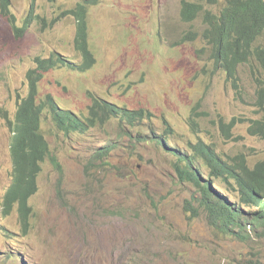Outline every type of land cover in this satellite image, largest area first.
I'll return each instance as SVG.
<instances>
[{"label":"rangeland","instance_id":"obj_1","mask_svg":"<svg viewBox=\"0 0 264 264\" xmlns=\"http://www.w3.org/2000/svg\"><path fill=\"white\" fill-rule=\"evenodd\" d=\"M78 1L12 0L20 31L0 9V264L263 261L264 231L248 232L242 240L211 225L200 194L180 180L177 159L168 152L191 151L190 144L202 140L229 163L241 157L250 167L264 162V125L252 128L255 120L264 123L254 75L242 67L238 89L214 68L201 36L181 42L187 31L203 29L201 17L192 23L181 19V0H100L90 6L88 44L96 63L85 71L55 67L39 82V96L52 94L63 108L87 115L93 93L128 109L146 108L153 116L134 125L112 118L85 133L65 134L46 113L41 127L62 174L49 160L43 163L26 233L16 210L3 213L13 168L7 117L14 120L28 94L27 74L37 56L60 52L81 61L77 21L64 14ZM223 4L219 0L209 9ZM254 66L264 79L263 69ZM152 131L163 140L153 139ZM218 184L212 179V190L240 203L237 191L224 193L226 183ZM251 208L242 206L246 212Z\"/></svg>","mask_w":264,"mask_h":264},{"label":"trees","instance_id":"obj_2","mask_svg":"<svg viewBox=\"0 0 264 264\" xmlns=\"http://www.w3.org/2000/svg\"><path fill=\"white\" fill-rule=\"evenodd\" d=\"M99 1L80 0L72 9L64 12L72 15L77 21L75 44L82 56L81 63L78 64L58 52H53L47 58L37 56L34 60L36 67L27 74L29 92L19 101L14 120L7 117L12 133L10 154L13 168L12 181L2 202L3 213L9 215L16 210L24 233L30 228L33 208L29 201L39 189L38 178L43 163L49 160L62 174V166L51 151L41 127L46 113L55 127L65 134L85 133L92 127L104 125L112 118L134 125L138 120L150 119L153 116L146 108L128 109L93 93L90 94L91 102L87 115L63 108L51 94L39 97V82L50 70L68 66L85 71L96 62L88 44L87 19L90 6ZM218 2L219 0H181V19L192 23L201 17L203 23L202 32L187 31L181 42L193 41L201 36L206 42L214 68L224 71L228 80L238 89L240 69L249 66L259 86L258 103L264 111V79L256 73L254 66L256 64L264 71V0H224V4L217 11L209 9V6L217 5ZM11 7L12 0H0L2 15L9 19L16 31H20L15 24L16 19ZM33 11L34 4L31 6L30 18ZM30 18L24 28L29 24ZM234 121L233 119L226 127L229 129ZM253 125L264 123L255 120L252 128ZM168 131L171 133L170 129ZM163 138L162 134L153 136V139H158L159 142ZM166 140L172 146L176 145L172 137L168 136ZM190 145L191 151L171 149L172 151L168 152L174 154L177 159L174 170L180 180L191 183L200 194L199 205L206 212L210 224L221 233L234 235L242 240L248 238V232L257 234L264 231V162L250 167L241 157L236 164L229 163L217 154L214 147L202 140ZM212 179L213 185L217 187H220V181L226 183V190L220 188L224 193L229 190L237 191L240 203L229 202L225 196L212 190ZM244 205L252 207L251 210L244 211ZM251 264H264V260Z\"/></svg>","mask_w":264,"mask_h":264},{"label":"clouds","instance_id":"obj_3","mask_svg":"<svg viewBox=\"0 0 264 264\" xmlns=\"http://www.w3.org/2000/svg\"><path fill=\"white\" fill-rule=\"evenodd\" d=\"M75 49H76V44H75ZM77 50V49H76ZM92 51V50H91ZM77 52L80 54V52L77 50ZM58 53H60V52H58ZM93 53V52H92ZM61 55H63L62 53H60ZM94 55V54H93ZM63 56H65V55H63ZM80 56H81V54H80ZM66 58H68L69 59V57H67V56H65ZM70 60H72V59H70ZM74 62H76V63H78V64H80L81 63V61H82V56H81V61L80 62H77V61H75V60H73ZM96 63V62H95ZM29 92V91H28ZM52 95V94H51ZM40 97V96H39Z\"/></svg>","mask_w":264,"mask_h":264},{"label":"bare ground","instance_id":"obj_4","mask_svg":"<svg viewBox=\"0 0 264 264\" xmlns=\"http://www.w3.org/2000/svg\"><path fill=\"white\" fill-rule=\"evenodd\" d=\"M264 91V90H263ZM263 98V97H262Z\"/></svg>","mask_w":264,"mask_h":264}]
</instances>
